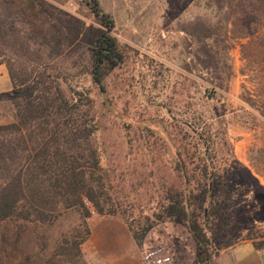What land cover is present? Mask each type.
Returning a JSON list of instances; mask_svg holds the SVG:
<instances>
[{
    "label": "trees",
    "instance_id": "trees-1",
    "mask_svg": "<svg viewBox=\"0 0 264 264\" xmlns=\"http://www.w3.org/2000/svg\"><path fill=\"white\" fill-rule=\"evenodd\" d=\"M37 1L47 10V17L55 20L48 42L55 48H48L49 56H61L66 44H84L87 90L93 98L83 101L80 92L70 91L78 98L64 99L61 84L41 75L18 82V74L0 55V65L6 63L12 81L10 91L0 92V103L15 108V121L0 126V148L8 140L7 146L19 159L17 173L5 178L0 187V223L18 219V264H90L83 245L93 233L117 221L126 226L144 264H212L221 250L233 245L222 244L207 224L222 215V202L214 192L224 187L229 173L237 175L238 170L254 179L250 170L234 160L224 129L219 126V132H213L211 123L218 118L199 114L191 122L180 123L175 142L151 112L130 116L128 102L121 113L116 112L107 81L124 66L131 48L121 46L113 36L112 17L101 10L97 0H88L98 27H86L79 18ZM14 22L0 2L1 37L14 33ZM183 86L182 92H187L189 86ZM97 106L103 111L99 113L113 117L112 127L128 123V131L117 142L127 139L147 167L139 176L154 189V196L137 214L113 201L107 173L100 167L92 140L99 122L91 110ZM185 139L191 142L184 144ZM217 147L230 151L220 162L210 152ZM167 152L173 157L170 177L159 173L156 166ZM124 159L117 177L135 179L137 166L130 167ZM262 245L264 241L257 242L258 247ZM9 248V237L0 235V264H17L3 261Z\"/></svg>",
    "mask_w": 264,
    "mask_h": 264
},
{
    "label": "rangeland",
    "instance_id": "rangeland-1",
    "mask_svg": "<svg viewBox=\"0 0 264 264\" xmlns=\"http://www.w3.org/2000/svg\"><path fill=\"white\" fill-rule=\"evenodd\" d=\"M44 1L79 18L86 27H98L88 0ZM97 1L112 17V34L118 43L131 48L124 66L111 73L107 81L108 97L116 100L115 111L121 113L128 102L130 116L151 112L175 142L173 136L180 130V123L191 122L199 114L217 117L216 123H211L213 132H219V126L224 129L234 160L250 170L254 179L243 170L237 175L229 173L224 187L214 192L222 202V215L207 224L222 244L264 241V0ZM0 2L15 21L14 33L0 36V55L10 62L18 82L41 75L61 84L64 99L78 98L70 91L80 92L83 101L93 98L88 96L84 44H66L61 56H49L48 48H55L53 43L48 45L55 20L47 17L46 9L37 0ZM5 64H1L6 74L0 73V92L12 89ZM183 84L189 86L187 92H182ZM99 112L103 111L98 106L91 110L99 122L92 140L99 152L100 167L107 173L113 201L137 214L138 208L154 196V189L139 176L147 167L140 163L139 152L130 148L127 139L117 142L128 131V123L112 127L113 117ZM14 113L12 104L0 103V126L14 122ZM189 142L185 139L184 144ZM5 145L0 148V187L18 170V154L7 146L8 140ZM210 152L217 154L219 162L230 154L228 148L219 147L213 151L210 148ZM123 158L130 167L137 166L135 179L121 181L117 177ZM172 160L167 152L165 159L156 162L158 172L170 177ZM3 234L10 240L3 261L15 260L18 264L17 218L0 223Z\"/></svg>",
    "mask_w": 264,
    "mask_h": 264
},
{
    "label": "crops",
    "instance_id": "crops-1",
    "mask_svg": "<svg viewBox=\"0 0 264 264\" xmlns=\"http://www.w3.org/2000/svg\"><path fill=\"white\" fill-rule=\"evenodd\" d=\"M3 69V70H2ZM0 73L6 70L0 65ZM258 241L235 243L219 252L212 264H264V251ZM90 264H144L130 233L123 222L117 221L92 234L83 245Z\"/></svg>",
    "mask_w": 264,
    "mask_h": 264
},
{
    "label": "built area",
    "instance_id": "built-area-1",
    "mask_svg": "<svg viewBox=\"0 0 264 264\" xmlns=\"http://www.w3.org/2000/svg\"><path fill=\"white\" fill-rule=\"evenodd\" d=\"M261 251H264V246H263V247H261Z\"/></svg>",
    "mask_w": 264,
    "mask_h": 264
}]
</instances>
